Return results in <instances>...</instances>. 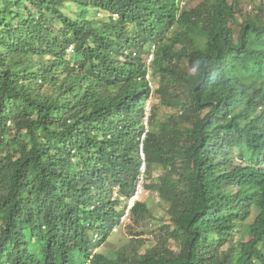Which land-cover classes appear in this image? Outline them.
Here are the masks:
<instances>
[{
	"label": "trees",
	"instance_id": "trees-1",
	"mask_svg": "<svg viewBox=\"0 0 264 264\" xmlns=\"http://www.w3.org/2000/svg\"><path fill=\"white\" fill-rule=\"evenodd\" d=\"M257 1L0 0V264H264ZM140 177L167 222L107 257Z\"/></svg>",
	"mask_w": 264,
	"mask_h": 264
},
{
	"label": "rangeland",
	"instance_id": "rangeland-1",
	"mask_svg": "<svg viewBox=\"0 0 264 264\" xmlns=\"http://www.w3.org/2000/svg\"><path fill=\"white\" fill-rule=\"evenodd\" d=\"M243 9L248 13L253 14L255 10V3L258 1L241 0ZM264 2V0H263ZM101 15V13H98ZM235 27V24H233ZM198 41L202 40V37H197ZM150 55L147 61L150 60ZM156 83L151 82V90L155 89ZM147 114L155 112V114L163 119L169 114L174 112V109L162 106L158 103V99L153 95L146 103ZM161 167H154L153 177L155 178L160 172ZM140 199L146 203L147 209L152 214V218H147L138 223H134V220L129 216L128 219L120 222L108 238L97 248V252L106 255L107 257H114L119 249H122L128 245H135L139 252H143L147 247L153 246L157 239L160 237V225L167 222L166 207L167 204L161 203L158 193L153 190L144 191L142 189L140 193ZM250 218L249 221L252 220ZM170 242H172L170 240ZM174 248L175 245L171 244Z\"/></svg>",
	"mask_w": 264,
	"mask_h": 264
},
{
	"label": "built area",
	"instance_id": "built-area-1",
	"mask_svg": "<svg viewBox=\"0 0 264 264\" xmlns=\"http://www.w3.org/2000/svg\"><path fill=\"white\" fill-rule=\"evenodd\" d=\"M150 56H151L150 57V60H151L152 55H150ZM143 169H144V165L142 166V170ZM141 191H142V177H140V180H139V182L137 184L136 191H135L134 195L132 197H130L129 200H128V205H127V207H126V209L124 211V214L120 218V222L121 223H122V221H124V220L129 218V211L132 208V206L134 205V201L139 199Z\"/></svg>",
	"mask_w": 264,
	"mask_h": 264
}]
</instances>
